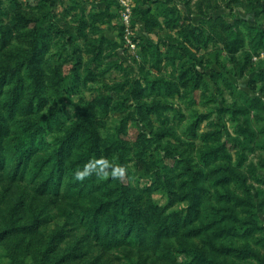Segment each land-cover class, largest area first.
I'll use <instances>...</instances> for the list:
<instances>
[{
    "label": "rangeland",
    "instance_id": "obj_1",
    "mask_svg": "<svg viewBox=\"0 0 264 264\" xmlns=\"http://www.w3.org/2000/svg\"><path fill=\"white\" fill-rule=\"evenodd\" d=\"M24 119L48 154L92 134L113 153L102 173L124 146L120 179L145 218L176 212L184 243L208 234L255 253L225 263L264 264V0H0V264H177L176 250L86 238L56 182L46 196L35 169L17 171ZM190 172L200 215L184 200ZM221 213L229 235L215 239Z\"/></svg>",
    "mask_w": 264,
    "mask_h": 264
},
{
    "label": "trees",
    "instance_id": "obj_2",
    "mask_svg": "<svg viewBox=\"0 0 264 264\" xmlns=\"http://www.w3.org/2000/svg\"><path fill=\"white\" fill-rule=\"evenodd\" d=\"M21 87L22 84L18 86L15 107ZM19 106L22 107L23 104L20 102ZM28 111L31 112V110ZM21 121H26L27 125L22 124L18 132L10 135L13 148L18 156V164H20L17 171L25 164L30 165L29 170L35 169L34 179L44 177L40 189L46 196L48 192H51L48 188L56 182L59 191L56 194L62 190L66 201L78 208L79 211L74 210L77 211L79 226L83 230L82 234L97 245L110 250L129 245L132 247L133 245L146 244L149 249L155 250L157 254L161 255L176 250L183 254L184 258L177 264H227L224 261L225 256L250 257L255 255L252 250H247L249 249L247 246L237 247L232 243L225 245L219 241L215 246L210 243L208 234H206L207 246H191L184 243L179 237L183 221L179 222L180 220L175 217L174 213L176 212L171 214V220L168 221L145 218L144 216L149 214L145 213L136 199V195L128 192L120 179L124 171L123 157H121L124 146H121L115 153V162L118 168L102 173L100 168L102 159L104 160L105 157L113 153L102 154L101 152L99 154L92 134L86 135L84 146L80 142L73 144L66 141V135L56 151L48 154L44 149V141L38 138L35 129L30 128V120H18L17 123ZM77 124L78 122L74 123L75 126ZM88 131L90 130L88 129ZM75 132V128H71L68 134ZM87 141L88 146H86ZM205 155L210 157L205 160V165L216 161L219 157L215 151L207 152ZM226 156L228 159L231 157L229 154ZM188 175H190V179L184 183V191L187 193L184 200L187 202V207L191 208L192 213L200 215L202 209L198 195L200 189L193 184L194 175L192 172ZM219 200L224 202L223 196H219ZM225 217L226 214L221 213L215 220L217 227L211 232V236L214 235L215 239L221 235H229L230 229H226L228 223L224 222ZM200 229L202 228H198V230ZM220 255L223 260H220ZM10 264L26 263L11 260Z\"/></svg>",
    "mask_w": 264,
    "mask_h": 264
},
{
    "label": "built area",
    "instance_id": "obj_3",
    "mask_svg": "<svg viewBox=\"0 0 264 264\" xmlns=\"http://www.w3.org/2000/svg\"><path fill=\"white\" fill-rule=\"evenodd\" d=\"M127 17H128V15L126 14V15H125V19H126Z\"/></svg>",
    "mask_w": 264,
    "mask_h": 264
}]
</instances>
